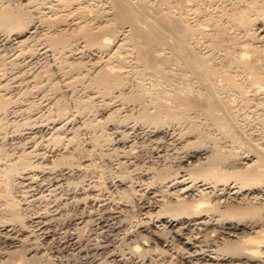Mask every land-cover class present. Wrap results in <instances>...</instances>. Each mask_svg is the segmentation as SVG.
Masks as SVG:
<instances>
[{
  "label": "bare ground",
  "instance_id": "6f19581e",
  "mask_svg": "<svg viewBox=\"0 0 264 264\" xmlns=\"http://www.w3.org/2000/svg\"><path fill=\"white\" fill-rule=\"evenodd\" d=\"M14 1L0 0V49L49 55L82 89L79 125L117 170L79 183L94 161L66 165L61 108L4 134L18 150L0 156V264H264V142L246 117L264 125V0ZM139 129L153 146L133 185Z\"/></svg>",
  "mask_w": 264,
  "mask_h": 264
},
{
  "label": "rangeland",
  "instance_id": "374dc122",
  "mask_svg": "<svg viewBox=\"0 0 264 264\" xmlns=\"http://www.w3.org/2000/svg\"><path fill=\"white\" fill-rule=\"evenodd\" d=\"M161 1H163V0H158V2H161ZM230 1L235 3L238 0H235V1L230 0ZM12 2H15V1L12 0ZM236 4H237V2H236ZM190 17H193V15H190ZM200 25L205 27V22H204V24L201 23ZM206 27H208V25H206ZM37 28H39L38 25L35 28L38 31ZM228 30L236 33L237 36H238V34H242L241 28L236 27L235 25H231V27H229ZM234 33H232V34H234ZM0 34H1V32H0ZM2 37H5L6 41L9 40L8 42L11 41L10 35L6 36V35H4V32L2 35H0V38H2ZM31 39L33 41L30 39L28 41L31 44L36 41L35 38L34 39L31 38ZM262 39H264V36ZM8 42L6 43L7 46L5 45L7 48H5V46L3 47L5 50L3 48H1L2 50L0 49V53H1L0 57L2 56L0 58L1 59L0 63H2V65H0V84H3L0 87L1 88L0 94L4 97H7L8 100L9 99H11V100H9L10 104H8L7 114L4 115V119H5V116H6V119L4 120L5 122H3V125H2L3 127L1 126V128H3V129H0V131L2 130L0 132V134L2 133L3 135L5 134L6 136L8 134L10 135V133L15 132V130L19 131V129L21 130L23 128V126L26 127L28 123H30V125L28 124V126H31L32 125L31 123H41V121H42V123H44V122L46 123V122H48V119L52 118V115H53V113H55L56 108L64 109V110H62V115L64 113L65 114L67 113L68 115L64 114V116L69 117L70 116L69 114H71V116L69 118H71V123L73 122L72 126L74 128L73 127L72 128L74 130L72 129V135L70 134L68 140L60 141L59 142L60 145L58 143V145H57L58 147L57 146H54V147L55 148L57 147L60 150H63L64 148L67 150L69 148L68 151L71 152L69 156H71V157H66L67 164L66 163L65 164L67 166H70V165L73 166L76 163L75 161H77V159L85 158V156H86V158L89 157L88 159H90V160L93 159L92 162L93 161L94 162L91 165L92 167L89 166L90 169L87 167L84 170V172L86 171L85 173H87V177H86V174L83 172L84 175L82 174L80 176L81 178L83 176V178L82 179L79 178V183H81L82 181L83 182L93 181L96 185L99 182L98 183L99 187H100V185L102 186L103 181H104L103 179H105L106 177L113 176V174L117 170V165H115L116 159H115V156H113V160H112V157L107 156V154L105 152L99 151V152L104 153V154L98 153V150L96 148L93 149V147L89 146L90 145L89 144L90 141H89V137H88L90 135L89 131L87 129H85L83 126L81 127L80 126L81 124L79 125V123H80L79 120H81V119L78 115L75 114V111H74L75 107L72 105L75 97L83 95L82 89L81 88L79 89L78 87H75L74 89H72L68 86L66 87L63 84V80H64L65 76L63 75V73L61 71H59V70L56 71V69L53 68V64H52V61L50 59V56L40 54V53L37 54V51L35 50L36 47L39 48L42 46V43H40V40L37 39V41L34 43V47H35L34 53H29V52H21L20 53V52H18L17 46H14L12 44L10 45ZM262 42L264 45V40L260 41V43H262ZM10 46L11 47L13 46V47L11 48ZM14 47H17V48L14 49ZM3 50H4V52H3ZM35 53H36V55H35ZM29 54H31L30 57L28 56ZM2 60H3V62H2ZM98 61H99V58H96L95 62H98ZM100 63L101 62H98V64H100ZM2 87H4V88H2ZM8 111H9V113H8ZM72 112L74 114H72ZM64 116H62V117H64ZM246 117L249 118L250 128L254 130V133H256V134L259 133V136L261 135L260 140L262 142H264V125L260 126V123H258L257 119H254L255 115L253 113H250V114L248 113L246 115ZM34 118H35V121L33 122ZM9 119H13V120L15 119L17 124H16V122L11 124ZM23 122H25V123H23ZM128 122H130V121H127L125 123L128 124ZM18 124H20L21 126L23 125V126L21 127ZM13 125H16L17 127H15V126L13 127ZM75 125H77V126H75ZM13 129H14V131H12ZM141 130L139 129V130H135V132L133 131L131 134H129V137H128V139L131 140V138H132V140H134V142H135L134 147L132 148V150H134V151H132V152H134V154L136 153V155H134V157H132L131 160L133 163L132 171L134 170L133 172H136V173L132 172L133 174L131 175L132 177L130 178L131 183L133 185H140V183H142L140 178H139V174L141 175V173H143L145 170V168H144L145 165H144L143 161L151 159V155H152L151 152H152V146L153 145L151 144V142H149L147 140V137L145 134V132H146L145 129H141ZM2 134H1V136H2ZM5 135L2 137L0 136V141L2 139L4 140V141L2 140L3 142L1 141V143L4 145V147H2V144L0 143V147L3 148V149L2 148L0 149V156L1 157H2V154L5 153L3 151L5 148H6L7 152H11V151L13 152L12 149H14V148H15L14 152L18 150V149L16 150L17 147L14 144L13 145L9 144L11 142H9L8 139H6ZM4 137L7 141H5ZM165 139L166 138L162 139V142H164V143H162L164 146L163 148L166 150V153L170 155V150H171L170 148H172V145L166 144ZM6 144H7V146H6ZM47 144H48L47 146L49 148L53 147L50 142H48ZM61 144L63 147L61 146ZM8 145H10L11 147ZM166 145H168V146H166ZM65 146H67L68 148ZM7 147H8V149H7ZM12 147H14V148H12ZM60 147H62V148H60ZM85 147L89 148L90 151L87 148L84 149ZM9 148L11 150H9ZM71 148L73 149L74 152L72 151ZM84 150H86V152ZM77 153H79V154H77ZM141 153H142V155H141ZM71 154H73V155H71ZM169 155H167L166 159L163 161L166 163V165H168V163L170 164V162L173 161L172 156H169ZM101 159H102V161H101ZM73 162H75V163H73ZM163 162L161 160L156 161V164L162 165ZM68 164H70V165H68ZM137 166H138V168H137ZM143 168H144V170H142ZM87 169H89V170H87ZM113 170H115V171H113ZM137 172H138V175H137ZM92 179H94V180H92ZM95 181H97V182H95ZM13 186H15V187H13L14 189H11V190H14L13 191L14 194H17L18 190L16 189L17 187H16L15 183L13 184ZM1 187L2 186L0 184V191H1ZM11 188H12V186H11ZM15 189L17 192H15ZM30 208H33V207H30ZM65 209H67V207H64V210ZM63 221H65V220H63ZM80 231L83 232V233H81V235L83 234L82 235L83 237L84 236L87 237V234H89V233H87L88 229H82ZM89 237L91 238L92 235H90ZM120 244L121 243L118 244L119 245L118 247L121 246ZM50 257H51L50 259L54 260V261L57 258V256H55V255H50ZM95 258H98V257H95ZM70 259L71 260L63 259V261H61L62 262L61 264H73V263L74 264H89V263H91L88 261L83 262L80 259L78 260L77 258H74V257L70 258ZM72 259H74V260L76 259L75 260L76 262L73 261ZM91 264H93V263H91Z\"/></svg>",
  "mask_w": 264,
  "mask_h": 264
}]
</instances>
